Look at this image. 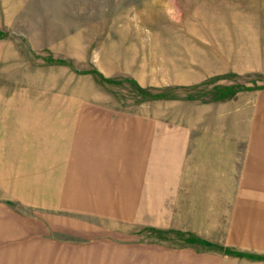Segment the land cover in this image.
Here are the masks:
<instances>
[{"label":"rangeland","instance_id":"374dc122","mask_svg":"<svg viewBox=\"0 0 264 264\" xmlns=\"http://www.w3.org/2000/svg\"><path fill=\"white\" fill-rule=\"evenodd\" d=\"M254 132L264 0H0V264H264Z\"/></svg>","mask_w":264,"mask_h":264},{"label":"crops","instance_id":"0c3cea01","mask_svg":"<svg viewBox=\"0 0 264 264\" xmlns=\"http://www.w3.org/2000/svg\"><path fill=\"white\" fill-rule=\"evenodd\" d=\"M95 129L97 131V129L95 127H88V125H86L85 123L81 122L78 119L74 118V128H73V133H72V146L70 149L69 154L66 156L65 158V162H66V170L71 169L73 167H78L77 169H81V168H86L87 167V162L86 160L91 162V167L90 169L92 170L93 167H95L92 164H95V160L96 161H105L107 159V156H104L106 158L101 157V151H88L86 149L81 150V152H78L77 149H79L80 147V141L79 140V136H77V134L81 133V132H88ZM131 129V128H130ZM121 130V129H120ZM127 132V131H126ZM257 132H254L253 137H254V145H260L262 144L261 142L264 141V139L262 137H264V135L260 134L261 136H259ZM118 139V138H117ZM128 143V144H126ZM139 139H135V138H128L127 142H120L119 140H113V142H108L107 145L110 149H112V151L114 153H117L119 155V161L126 163L125 161L128 160V156L129 154H132L131 151L136 150L134 148H137V146L139 145ZM73 147V149H72ZM92 149V148H91ZM138 154V153H137ZM100 155V156H97ZM140 156V155H139ZM264 161V159H263ZM261 163V161H259ZM107 166V165H105ZM71 167V168H70ZM122 167L123 166H119ZM104 168V167H103ZM106 168V169H105ZM104 169V175L109 176V177H120L123 178L126 176L127 172H124L122 169L116 170L114 171V173L112 174V169L105 167ZM98 171V169H97ZM66 172V171H65ZM94 173V172H93ZM101 173V171L99 172ZM97 173V174H99ZM99 192H104V189L101 188V190L99 189ZM258 196L255 198V201H257V218L260 219L262 217V215L264 214V181H260V189L259 192L257 194ZM104 200H106L107 198H103ZM99 200V198H98ZM251 217V214L249 215ZM248 227L251 229V231L253 232V235H246L247 238L249 236L250 239H252V236H256V233L261 235V238H263L264 236V230H262L261 228H264V220L260 219V221L258 220L256 221H252V218H250V223L248 224ZM246 227V228H248ZM237 228V227H235Z\"/></svg>","mask_w":264,"mask_h":264}]
</instances>
